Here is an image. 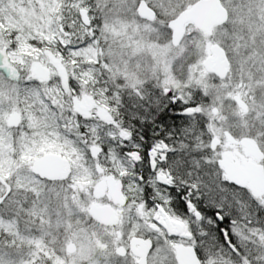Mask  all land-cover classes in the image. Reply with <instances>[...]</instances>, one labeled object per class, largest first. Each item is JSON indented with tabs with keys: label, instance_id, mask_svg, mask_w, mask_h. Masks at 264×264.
<instances>
[{
	"label": "snow or ice",
	"instance_id": "obj_1",
	"mask_svg": "<svg viewBox=\"0 0 264 264\" xmlns=\"http://www.w3.org/2000/svg\"><path fill=\"white\" fill-rule=\"evenodd\" d=\"M0 264H264V0H0Z\"/></svg>",
	"mask_w": 264,
	"mask_h": 264
}]
</instances>
